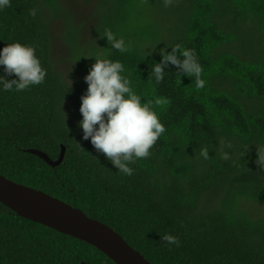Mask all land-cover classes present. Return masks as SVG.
<instances>
[{
    "label": "trees",
    "instance_id": "obj_1",
    "mask_svg": "<svg viewBox=\"0 0 264 264\" xmlns=\"http://www.w3.org/2000/svg\"><path fill=\"white\" fill-rule=\"evenodd\" d=\"M64 1L10 0L0 10V50L34 47L46 70L39 85L0 90V175L109 226L151 264H264V165L256 162L258 151L264 156V0H93L83 22ZM57 21L67 49L59 53ZM107 31L129 50L112 48ZM177 44L194 50L203 88L171 64L162 82L152 77L161 50ZM95 58L120 61L142 102L167 101L152 105L166 131L130 165L131 176L79 126ZM63 147L56 167L28 152L57 161ZM165 234L178 243L162 241ZM0 264L116 263L0 203Z\"/></svg>",
    "mask_w": 264,
    "mask_h": 264
},
{
    "label": "clouds",
    "instance_id": "obj_2",
    "mask_svg": "<svg viewBox=\"0 0 264 264\" xmlns=\"http://www.w3.org/2000/svg\"><path fill=\"white\" fill-rule=\"evenodd\" d=\"M9 3L10 0H0V10L8 7ZM172 3L173 0H164L165 7ZM37 12L34 8L30 15L35 18ZM105 37L112 48L122 53L129 50L125 40L117 39L111 31H107ZM161 56L162 61L154 64L151 70L156 83L163 81L164 69L171 64L184 76L195 77L197 88L204 87L202 67L194 50L177 44L170 53L166 49L161 50ZM0 68H3V72H0V90L3 91L20 92L41 84L46 77V70L35 48L19 42L7 44L0 50ZM124 72V65L120 61L95 58V63L85 77L88 88L81 97L80 113L83 119L79 126L85 141L90 140L92 146L103 153L119 172L131 176L134 169L130 165L148 157L150 150L166 131L152 105L159 106L167 101L156 98L154 101L142 102V97L133 90ZM221 143L224 145L223 141ZM227 147L231 148V143ZM200 155L207 159L208 149H201ZM221 158L228 160V153L221 152ZM256 162L258 166L264 165V156L259 151ZM162 241L167 244L178 243L177 238L169 234L163 235Z\"/></svg>",
    "mask_w": 264,
    "mask_h": 264
},
{
    "label": "water",
    "instance_id": "obj_3",
    "mask_svg": "<svg viewBox=\"0 0 264 264\" xmlns=\"http://www.w3.org/2000/svg\"><path fill=\"white\" fill-rule=\"evenodd\" d=\"M28 152L43 159L52 167L59 166L65 156L64 147L57 161H53L42 151ZM0 203L24 219L96 247L116 264H151L109 226L89 218L81 210L45 192L15 183L2 175H0Z\"/></svg>",
    "mask_w": 264,
    "mask_h": 264
},
{
    "label": "rangeland",
    "instance_id": "obj_4",
    "mask_svg": "<svg viewBox=\"0 0 264 264\" xmlns=\"http://www.w3.org/2000/svg\"><path fill=\"white\" fill-rule=\"evenodd\" d=\"M65 5L70 9L72 13H75L74 16L76 17V20L79 22H83L85 19L88 18L89 13L91 11L92 5H93V0H65ZM92 23L88 22V24L85 27V31L88 32L90 29V25ZM55 31H56V52H62L66 51V47L64 46L61 38H62V26L59 21L55 22ZM57 57L59 55L57 54ZM69 65L67 63L61 64V69L62 68H67ZM69 112L71 113V117L73 115L74 111V106L73 103H69Z\"/></svg>",
    "mask_w": 264,
    "mask_h": 264
}]
</instances>
